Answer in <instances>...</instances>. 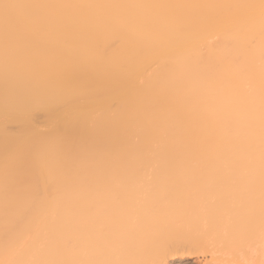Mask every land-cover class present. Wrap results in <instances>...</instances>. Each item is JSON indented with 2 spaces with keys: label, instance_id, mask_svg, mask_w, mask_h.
Returning <instances> with one entry per match:
<instances>
[{
  "label": "bare ground",
  "instance_id": "bare-ground-1",
  "mask_svg": "<svg viewBox=\"0 0 264 264\" xmlns=\"http://www.w3.org/2000/svg\"><path fill=\"white\" fill-rule=\"evenodd\" d=\"M263 237L264 0H0V264Z\"/></svg>",
  "mask_w": 264,
  "mask_h": 264
},
{
  "label": "rangeland",
  "instance_id": "rangeland-1",
  "mask_svg": "<svg viewBox=\"0 0 264 264\" xmlns=\"http://www.w3.org/2000/svg\"><path fill=\"white\" fill-rule=\"evenodd\" d=\"M39 120L42 121V119ZM246 253H248V256L245 255ZM209 254L194 256L188 261V264H264V237L254 248L245 250L244 254L240 252L234 253V255L227 251L216 252V254L214 253L212 255Z\"/></svg>",
  "mask_w": 264,
  "mask_h": 264
}]
</instances>
